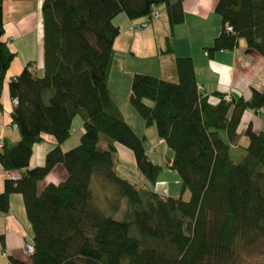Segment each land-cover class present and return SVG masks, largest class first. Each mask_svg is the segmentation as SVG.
I'll use <instances>...</instances> for the list:
<instances>
[{"label":"trees","instance_id":"trees-1","mask_svg":"<svg viewBox=\"0 0 264 264\" xmlns=\"http://www.w3.org/2000/svg\"><path fill=\"white\" fill-rule=\"evenodd\" d=\"M1 3L0 98L15 56L2 38ZM158 5L165 7L169 29L160 53H170L173 28L184 20L182 0L42 2L43 70L27 62L9 77L8 93L16 100L11 124L19 139L0 146L5 173H20L16 179L5 176L0 212L8 210L10 193L22 196L33 233L32 264H233L253 244L264 247V130L248 125L245 143L236 133L245 109L264 113V86L252 88L246 99L214 92L211 102L197 89L190 56L175 57L174 81L132 75L129 103L172 151L168 167L179 177L177 197L153 188L162 167L149 158L145 136L124 119L109 92L113 42L120 32L112 19L123 13L147 20ZM215 11L222 29L205 55L232 50L243 38L264 58V0H217ZM76 116L82 120L79 143L62 150ZM43 134L55 144L43 165L29 168L32 146ZM117 144L132 152L141 182L116 170ZM231 147L233 153L240 148L234 160ZM57 164L64 178L38 192V181Z\"/></svg>","mask_w":264,"mask_h":264},{"label":"crops","instance_id":"crops-1","mask_svg":"<svg viewBox=\"0 0 264 264\" xmlns=\"http://www.w3.org/2000/svg\"><path fill=\"white\" fill-rule=\"evenodd\" d=\"M1 1L4 27L2 38L15 52V56L6 72V79L1 92L0 146L4 141L16 143L19 139L16 127L11 124L10 114L14 103L7 88L9 77L19 73L27 62H32L35 69L41 72L44 60V32L41 14L43 0ZM216 3L217 0H182L184 20L173 28V36L170 41L172 51L170 53H160V49L165 45V36L169 31L167 18L161 17L160 5L156 8L160 13L159 17L145 27H130L132 23L144 19L130 20L123 13L114 16L112 21L119 27L120 32L113 42L114 53L107 76V85L120 113L128 123L130 121L123 115V109L133 112L129 103L132 75L134 73H147L174 81L176 80L174 59L178 56H190L192 58L197 85L203 88L202 91L205 94L210 95L211 102H216L212 95L214 92L225 93L229 98L243 97L246 99L250 96L252 88L256 90L263 88L264 58L246 47L243 38L238 39L237 46L232 50H219L211 55L203 53L204 48L211 45L213 38L222 29L221 17L215 11ZM114 57L118 58L119 61H116ZM114 61H116L119 71L110 76ZM74 123L78 125L76 128L80 136L82 131L81 118L79 116L73 118L71 132ZM248 125L254 132L264 130L263 111L252 109L243 111L236 133L239 140L244 143L246 141L244 131ZM144 136L146 140L147 134ZM43 137L41 142L32 146L29 168L43 165L45 154L55 144L52 135L43 134ZM63 143L61 149L67 150L63 147ZM162 143L164 141L159 140V144ZM144 145L149 156L148 142L145 143L144 141ZM171 158L172 151L165 157L166 169L172 173L173 170L168 167ZM114 162L116 170L118 173L120 172L122 177L141 182V175L137 170H133L136 166L133 154L129 149L117 144ZM128 173L131 175L128 176ZM64 176L63 166L55 165L43 179L38 181V192L41 191L44 184L57 183ZM132 176L137 179L132 180ZM4 179L5 171L0 165V193L3 191ZM178 190L179 187L166 194L177 197ZM8 203V210L0 212V264H12L11 259L24 264H32L30 255L24 249V244L32 241L33 233L25 214L22 196L19 193H10Z\"/></svg>","mask_w":264,"mask_h":264},{"label":"rangeland","instance_id":"rangeland-1","mask_svg":"<svg viewBox=\"0 0 264 264\" xmlns=\"http://www.w3.org/2000/svg\"><path fill=\"white\" fill-rule=\"evenodd\" d=\"M161 9V17L166 19L165 8L163 5L159 7ZM164 8V9H163ZM116 61H119L118 58L114 57ZM116 61L113 62L112 72L110 76L115 75L119 70L116 65ZM123 115L126 117L131 126L134 128L138 135L147 134L145 143L148 142L147 149L150 151L149 158L154 162L160 164L162 169L158 175L156 182L153 185V188L161 193H168L170 191H174L176 188L180 186L179 177L175 171L168 172L166 169L165 157L170 154L171 151L167 147L165 143L159 144V138L156 132V128L154 125L146 127L142 117L133 109L132 111H127L123 109ZM76 125H72V132L68 139L63 143V147L65 149H70L75 147L79 143V134ZM99 145H103V141L99 142ZM152 151V152H151ZM168 152V153H167ZM238 154L240 152V148L235 150ZM236 153H233V149H230V157L234 160ZM236 154V155H235ZM44 163V162H43ZM137 170L136 167L133 169ZM138 172V171H137ZM120 173V172H119ZM131 174L128 173V176ZM132 180L137 179L132 176ZM179 191V190H178ZM182 198L187 200L189 198L188 190H185L182 194ZM233 264H264V247L261 242H257L252 246L241 251V254L236 257Z\"/></svg>","mask_w":264,"mask_h":264},{"label":"built area","instance_id":"built-area-1","mask_svg":"<svg viewBox=\"0 0 264 264\" xmlns=\"http://www.w3.org/2000/svg\"><path fill=\"white\" fill-rule=\"evenodd\" d=\"M159 15H160V13L158 12V10L154 8L153 11L151 12L150 18H148L147 20H143V21L137 22V23H133V24H131L130 27L131 28L145 27L150 19L157 18V17H159ZM226 30L227 31H232V27L227 24L226 25ZM197 89L201 90L202 87L198 85ZM225 97L227 98V96H225ZM12 102L14 103V102H16V100L12 99ZM5 176L7 178H9V179H16V178H18L20 176V173L17 172V171H9V172L5 173ZM24 249H25L26 253L31 255L33 253V251H34V246H33L32 242H26L24 244Z\"/></svg>","mask_w":264,"mask_h":264}]
</instances>
